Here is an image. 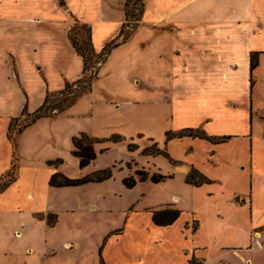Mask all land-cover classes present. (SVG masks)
Here are the masks:
<instances>
[{"label":"crops","instance_id":"1","mask_svg":"<svg viewBox=\"0 0 264 264\" xmlns=\"http://www.w3.org/2000/svg\"><path fill=\"white\" fill-rule=\"evenodd\" d=\"M60 1L0 0V178L13 160L11 119L32 114L48 93L61 91L67 83L76 87L90 78L70 37L73 25L81 23L90 29L95 55L114 45L91 87L71 107L98 92L100 102L114 110L141 112L153 103L148 108L152 120L165 123L159 141L127 121H110L112 134L104 139L117 134L154 140L173 165L166 175L172 177L163 182L176 180L181 192L192 196V218L179 233L180 261L171 264H259L256 258L264 249V0H144L142 20L133 31L126 29L132 32L126 39L127 0ZM252 53L258 60L253 69ZM146 96L158 98L150 102ZM71 107L24 128L18 135L20 151L35 130L23 136L40 120L69 116ZM186 129H199L219 141L177 135ZM78 133L93 135L78 131L70 136ZM122 141H110L111 146ZM133 144L144 155L147 142ZM47 160L53 159L37 158L30 164L18 158L17 177L0 192V264L17 248L26 249L24 255L30 257L32 248L26 245L32 225L56 227L58 219L50 226L35 216L57 214L54 203L48 204L50 194L62 196L83 185H50L58 168ZM192 171L209 181L188 183ZM177 189L173 201L182 199ZM14 191L20 198L11 200ZM25 200L32 205L27 210L31 213L23 210ZM164 207L183 213L172 204ZM179 218L158 227H170Z\"/></svg>","mask_w":264,"mask_h":264},{"label":"rangeland","instance_id":"2","mask_svg":"<svg viewBox=\"0 0 264 264\" xmlns=\"http://www.w3.org/2000/svg\"><path fill=\"white\" fill-rule=\"evenodd\" d=\"M70 36L87 56V75L92 77L86 76L87 78L82 79L80 84L76 87L74 85V90L70 93H58L52 98L53 102L63 100L62 106L72 99L77 102L83 96L84 92L77 97L76 93L84 90L85 87L88 89L91 87L92 80L97 77L94 73L104 59V56H97L92 52L88 26L75 23ZM153 97L149 96L146 100L152 102ZM101 100L102 95L95 92L93 95L83 97V103L81 100L79 105L71 107L66 113L69 116L40 120L37 126L23 136L24 140L31 131L35 130L31 141L23 146L21 151L20 144L18 147L20 134L18 131L24 130L33 116L23 114L11 119L8 136L14 147L13 160L10 170L0 178V190L17 177L18 158L22 163L30 164L37 158L53 159L46 162L57 166L58 170L55 172H63L72 178L83 177L107 167L111 168L113 175L100 183L83 184L77 189L62 193V196L50 194L48 204L54 203L53 208L58 214L56 227L46 225L37 229L32 225L28 231L26 245L27 249L32 248L30 257L26 258L24 255L26 249L23 251L17 248L16 251H11L9 258L1 264L24 262L26 264H156L158 261L160 264H171L175 260L180 261L179 233L181 234L180 230L192 218V196L184 195L176 180L168 179L158 183L151 180L155 173L168 175L173 172V165L163 155L145 153L142 155L137 148L129 149L130 143L145 140L149 147L154 145V140L129 135L116 146H111L110 141L96 143L97 151L111 147L104 153H98L97 158L83 169L79 166V159L71 153L73 150L71 132L85 131L96 135H91L92 137L100 136L97 138L104 139L112 134V125L108 126L110 121L111 124L116 121L122 123L127 121L125 124H129V127L133 125L137 129L148 131V135L156 138V141L162 137V126L165 123L154 122L148 112V108L152 107L153 103L145 104L144 111L134 112L123 107L122 111L114 110L101 103ZM92 103H96L93 113H91ZM57 110L58 108L54 112ZM37 127L41 129L38 130ZM54 158H61L63 163H59L60 161ZM138 170L149 173L146 181H141ZM26 174L28 175L27 171L26 173L24 171L22 177H26ZM127 177L136 179L134 187L128 188L124 185L123 180ZM176 187L178 188L176 191L182 196V199L175 200L177 202L172 200V193ZM11 193V200L20 198L17 192ZM60 197L65 200H60ZM167 204L183 210L181 217L170 227L155 226L151 222L150 214L152 215L154 210L166 208L164 206ZM23 206L24 212L31 213L27 211L32 206L28 201L25 200ZM68 207L72 210L66 211ZM35 216L40 218L38 214ZM48 216L49 214H43L44 219ZM192 226H194L193 222ZM66 241L71 243V247H65ZM256 259H258L256 263L259 261V264H264V249L259 251Z\"/></svg>","mask_w":264,"mask_h":264},{"label":"trees","instance_id":"3","mask_svg":"<svg viewBox=\"0 0 264 264\" xmlns=\"http://www.w3.org/2000/svg\"><path fill=\"white\" fill-rule=\"evenodd\" d=\"M62 3V0L60 1ZM144 0H127L126 4H125V11H126V22L123 25V31L122 33H124V38H128L130 36V34L132 33L131 31L127 32L126 29L127 28H132L131 30L133 31L134 29H136L139 25L140 20H142V16H143V12H144ZM90 31V29H89ZM71 37V36H70ZM74 44V47L76 48L77 52L83 57V61H84V65H85V70H88V65H87V56L85 55V53L80 49V47L78 46V43L71 38ZM90 44H91V40H90ZM112 45H114V43H110L107 48L104 50V52H102V54H100L99 56H104V59L106 57V55L109 52V49L112 47ZM91 49L93 54L94 53V49L92 47L91 44ZM103 59V60H104ZM257 53H252L251 55V68L253 69L256 64H257ZM98 71L99 69L94 73L95 75H98ZM92 76H90L91 78ZM81 81V80H80ZM77 81V82H80ZM74 84L75 83H67L65 85V87L59 91V92H54V93H48L46 96V99L44 101V103L42 104V106H40L35 112H33L32 114H30V116H33L32 120L29 122V124H27L25 126L28 127L30 124L35 123L37 120L43 118V117H54L57 116L60 113H63L65 110H67L68 108H70L71 106H73L75 104V100L73 101V99L66 105L62 106V101L57 102V101H51L52 98L54 96H56L58 93H70V91L74 90ZM83 89V88H82ZM88 88L85 87L84 90L82 91H78L76 93V97L79 95H82L83 92H86ZM67 99V98H65ZM64 99V100H65ZM53 102V103H51ZM58 110L56 112H54L55 109ZM23 131V129H20L18 131V133H21ZM179 137H183V136H193V137H201V138H208L212 141H219V139H214L211 137L206 136L202 131H200L199 129H186L180 133L177 134ZM168 138H171L173 135L171 133H167ZM227 137H223L220 140H224ZM122 138L120 135H113L111 138L109 139H99L96 137H92L90 135H88L87 133H81L78 136H74L72 138V143H73V150H72V154L74 156H76L79 159V166L81 169L85 168L86 166H88L89 164H91L98 156V153H104L107 150H109V147L106 148H102L100 149V151H97L95 148V144L99 143V142H108V141H112V142H119L121 141ZM137 148V146L133 143L129 144V149L133 150ZM16 149V148H15ZM144 153L145 154H152V155H158V154H162L165 157L169 158V155L158 149L156 147V144L147 147L144 149ZM60 162L59 163H63L62 159H57ZM137 173L140 175V179L141 181H146L149 177V173L145 170H138ZM113 173L110 167L95 171L91 174L85 175L83 177H79V178H71L66 176L65 174H63L60 171L55 172L51 178H50V185L55 186V187H64V186H79L82 184H86V183H90V182H94V183H100L103 182L105 180H108L112 177ZM170 178L171 176H166V175H162L160 173H155L153 174V176L151 177V180L154 183H158L160 181L165 180L166 178ZM186 181L188 183L194 184V185H200L202 183L208 182L209 180L207 178H205L203 175H200L197 171H192L191 173H189L187 175ZM123 183L126 187L128 188H132L136 185V179L134 177H127L123 180ZM9 185V184H8ZM6 185L5 187H3L0 192H2L3 190L6 189V187L8 186ZM43 212L38 213V215L40 216V219H44L43 218ZM181 211L175 208H171V207H166L163 209H159V210H154L152 213V221L155 225L157 226H169L171 224H173L180 216ZM52 218H54L53 220H51ZM58 216L57 214H49L48 218H47V223L50 226H54L57 222Z\"/></svg>","mask_w":264,"mask_h":264},{"label":"bare ground","instance_id":"4","mask_svg":"<svg viewBox=\"0 0 264 264\" xmlns=\"http://www.w3.org/2000/svg\"><path fill=\"white\" fill-rule=\"evenodd\" d=\"M21 235H22V234L19 233V235H17V236H21ZM259 236H260V235H259ZM65 245H66L65 247H67V248L71 247V244H69V242L66 243Z\"/></svg>","mask_w":264,"mask_h":264}]
</instances>
